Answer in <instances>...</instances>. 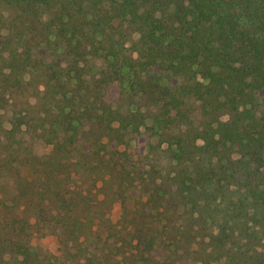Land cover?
Here are the masks:
<instances>
[{
    "label": "trees",
    "instance_id": "1",
    "mask_svg": "<svg viewBox=\"0 0 264 264\" xmlns=\"http://www.w3.org/2000/svg\"><path fill=\"white\" fill-rule=\"evenodd\" d=\"M0 264H264V0H0Z\"/></svg>",
    "mask_w": 264,
    "mask_h": 264
},
{
    "label": "rangeland",
    "instance_id": "2",
    "mask_svg": "<svg viewBox=\"0 0 264 264\" xmlns=\"http://www.w3.org/2000/svg\"><path fill=\"white\" fill-rule=\"evenodd\" d=\"M116 217L117 211L113 210V218L115 219ZM31 245L36 250L53 252L55 249V239L51 234L45 236L38 235L33 237Z\"/></svg>",
    "mask_w": 264,
    "mask_h": 264
}]
</instances>
